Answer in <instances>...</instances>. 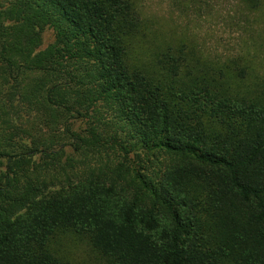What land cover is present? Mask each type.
<instances>
[{"label":"trees","instance_id":"1","mask_svg":"<svg viewBox=\"0 0 264 264\" xmlns=\"http://www.w3.org/2000/svg\"><path fill=\"white\" fill-rule=\"evenodd\" d=\"M141 25L132 0H0V264H71L65 231L105 264H264V80L172 46L147 73Z\"/></svg>","mask_w":264,"mask_h":264},{"label":"rangeland","instance_id":"2","mask_svg":"<svg viewBox=\"0 0 264 264\" xmlns=\"http://www.w3.org/2000/svg\"><path fill=\"white\" fill-rule=\"evenodd\" d=\"M142 19L141 30L129 39L128 60L147 73L161 74L158 55L168 46L182 49L197 67L244 69L229 78L234 93L245 95L264 80V0L251 7L245 0H132ZM51 29L42 33L44 49L52 43ZM190 61V60H189ZM100 128L105 115L94 112ZM94 119V118H93ZM103 120V121H102ZM83 127L81 121L73 125ZM139 152L131 157L135 160ZM146 157V156H145ZM139 162L144 163L141 155ZM71 264H105L81 235L65 231L51 242Z\"/></svg>","mask_w":264,"mask_h":264}]
</instances>
